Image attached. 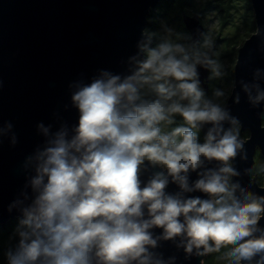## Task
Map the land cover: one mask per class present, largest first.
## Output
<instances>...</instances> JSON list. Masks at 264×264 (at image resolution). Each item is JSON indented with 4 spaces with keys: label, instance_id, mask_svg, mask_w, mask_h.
<instances>
[{
    "label": "clouds",
    "instance_id": "obj_1",
    "mask_svg": "<svg viewBox=\"0 0 264 264\" xmlns=\"http://www.w3.org/2000/svg\"><path fill=\"white\" fill-rule=\"evenodd\" d=\"M135 48L122 71L68 85L74 122L36 125L0 264H176L165 242L185 260L223 250L226 264H264V194L233 160L248 156L242 117L202 86L201 69L226 75L214 40L145 28ZM261 77L258 66L242 81L257 105ZM13 128L4 121L0 138L15 146Z\"/></svg>",
    "mask_w": 264,
    "mask_h": 264
},
{
    "label": "water",
    "instance_id": "obj_2",
    "mask_svg": "<svg viewBox=\"0 0 264 264\" xmlns=\"http://www.w3.org/2000/svg\"><path fill=\"white\" fill-rule=\"evenodd\" d=\"M160 0H0V125L11 121L17 144L0 138V224L14 219L4 211L25 181L23 164L42 142L36 125L57 124V115L74 122L68 85L76 79L87 81L99 69L123 70V61L136 51L141 30ZM256 31L237 50L233 88L227 106L242 117V132L248 131L245 157H234L244 179L264 194L251 171L257 152L264 160V102L253 104L243 80L255 77L259 66L264 79V0H250ZM182 21L194 40H203L206 29L199 15L184 14ZM202 86L209 92L207 70H200ZM240 101L234 100L236 94ZM65 105H68L65 108ZM192 178H195L193 174ZM264 183V169H262ZM169 191L175 186L170 185ZM190 195H200L192 193ZM264 224V220L261 221ZM164 255H175L176 264H203L206 256L184 259L182 248L165 242Z\"/></svg>",
    "mask_w": 264,
    "mask_h": 264
},
{
    "label": "trees",
    "instance_id": "obj_3",
    "mask_svg": "<svg viewBox=\"0 0 264 264\" xmlns=\"http://www.w3.org/2000/svg\"><path fill=\"white\" fill-rule=\"evenodd\" d=\"M206 12L212 13L213 17L217 19L220 30L227 27L229 28V32L224 33L225 35L216 37L214 46L217 45L218 48L224 49L227 40L232 38L234 40L232 45L234 48L232 60L233 62L236 61L238 48L246 38L256 31L254 11L250 0L246 2L245 0H160L157 7L150 10L148 16L149 23L146 28L149 31L163 33L164 28L167 27L173 29L175 33L189 35L182 21V16L184 14H198L202 17ZM234 29L238 31L232 32ZM231 33L236 34L231 36ZM222 56L224 58L227 57L226 54H222ZM223 70L224 72L229 71L230 74H226L221 78L209 79L210 88L208 93H213L215 89H220L223 85H233L234 74L232 67L229 66ZM213 87L214 89H212ZM262 119L264 121V110ZM179 122V118H177V123ZM256 157H258V155L255 156V160ZM251 173L253 176H257L258 183L261 184L263 182L260 168L257 169L253 167ZM14 224L15 219L0 224V262L3 261V250L7 246V236L11 232ZM222 254L223 250L208 254L204 260V264H226V261L222 258Z\"/></svg>",
    "mask_w": 264,
    "mask_h": 264
},
{
    "label": "rangeland",
    "instance_id": "obj_4",
    "mask_svg": "<svg viewBox=\"0 0 264 264\" xmlns=\"http://www.w3.org/2000/svg\"><path fill=\"white\" fill-rule=\"evenodd\" d=\"M247 0H245L246 2ZM203 20H202V24L204 25V28L206 29V34H205V38L208 37V36H211L213 40L216 39V37L218 36H223L225 35L224 33H227L229 32V28H225L223 30H220L219 28V25L217 24V19L213 17V14L212 13H209V12H206V14H204L202 16ZM238 31L237 29H234L232 30V32H236ZM233 34H236V33H231V36H233ZM235 36V35H234ZM233 39L230 38L227 40V42L225 43V48H218V46H214L215 47V51L218 53V56L216 57L219 61V63L222 65V71L224 72V68L226 67H232L233 69V74H234V64H235V61L233 62L232 58H233ZM220 43V42H219ZM218 43V45H219ZM222 54H226L227 57L224 58L222 56ZM226 74H230L229 71L225 72ZM233 88V85L232 86H226V85H223L220 89H223L224 91H226L228 93V96L230 95L231 93V90ZM214 89V87L212 88ZM209 96L212 95V93H208ZM264 122V121H263ZM242 135L247 139L249 137V132L248 131H245V132H242ZM258 154H256L255 156L258 155V157H256V160H255V166L254 168H260L261 171L262 169H264V160L263 158L261 157V155L259 154V152H257ZM261 159V160H260ZM262 161V162H261ZM263 181V180H262ZM264 183L262 182L261 184L259 183V185H263ZM204 264V262H203Z\"/></svg>",
    "mask_w": 264,
    "mask_h": 264
},
{
    "label": "flooded vegetation",
    "instance_id": "obj_5",
    "mask_svg": "<svg viewBox=\"0 0 264 264\" xmlns=\"http://www.w3.org/2000/svg\"><path fill=\"white\" fill-rule=\"evenodd\" d=\"M159 2H160V1H159ZM156 7H157V6H156ZM189 15H190V14H189ZM194 15H195V14H194ZM197 15H198V14H197ZM199 17H200V21H201V23H203V22H202V20H203L202 18H203V17H201L200 15H199ZM202 25H203V24H202ZM203 26H204V25H203Z\"/></svg>",
    "mask_w": 264,
    "mask_h": 264
}]
</instances>
